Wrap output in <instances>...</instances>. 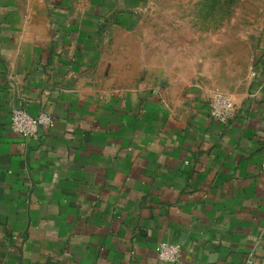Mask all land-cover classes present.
Returning <instances> with one entry per match:
<instances>
[{"label":"crops","instance_id":"crops-1","mask_svg":"<svg viewBox=\"0 0 264 264\" xmlns=\"http://www.w3.org/2000/svg\"><path fill=\"white\" fill-rule=\"evenodd\" d=\"M99 3L0 0V264H264V56L225 123L210 90H110L92 72L131 2ZM15 107L54 121L23 136Z\"/></svg>","mask_w":264,"mask_h":264},{"label":"rangeland","instance_id":"rangeland-1","mask_svg":"<svg viewBox=\"0 0 264 264\" xmlns=\"http://www.w3.org/2000/svg\"><path fill=\"white\" fill-rule=\"evenodd\" d=\"M130 2L120 11L123 18L105 24L92 72L99 86L116 91L162 84L210 90L211 98L217 92L251 97L264 56V0Z\"/></svg>","mask_w":264,"mask_h":264},{"label":"built area","instance_id":"built-area-1","mask_svg":"<svg viewBox=\"0 0 264 264\" xmlns=\"http://www.w3.org/2000/svg\"><path fill=\"white\" fill-rule=\"evenodd\" d=\"M235 111V102L224 92H217L211 98L212 116L219 122L225 123ZM54 121L53 115L41 111L37 115L30 114L22 107H15L10 117L12 130L23 136L39 137L42 129ZM157 257L161 262L176 263L182 257V246L178 243L162 242L156 247Z\"/></svg>","mask_w":264,"mask_h":264}]
</instances>
